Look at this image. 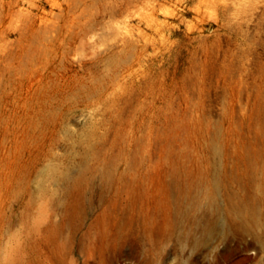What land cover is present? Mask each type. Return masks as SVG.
I'll use <instances>...</instances> for the list:
<instances>
[{"label":"rangeland","instance_id":"obj_1","mask_svg":"<svg viewBox=\"0 0 264 264\" xmlns=\"http://www.w3.org/2000/svg\"><path fill=\"white\" fill-rule=\"evenodd\" d=\"M0 264H264V0H0Z\"/></svg>","mask_w":264,"mask_h":264},{"label":"bare ground","instance_id":"obj_2","mask_svg":"<svg viewBox=\"0 0 264 264\" xmlns=\"http://www.w3.org/2000/svg\"><path fill=\"white\" fill-rule=\"evenodd\" d=\"M210 227H205L204 229H203V232H204V236H206V235H208L209 233H210Z\"/></svg>","mask_w":264,"mask_h":264}]
</instances>
